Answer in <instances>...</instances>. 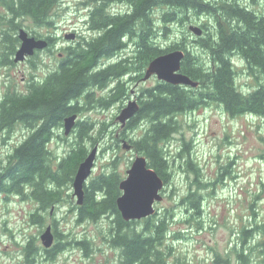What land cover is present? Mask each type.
Here are the masks:
<instances>
[{
    "label": "trees",
    "instance_id": "16d2710c",
    "mask_svg": "<svg viewBox=\"0 0 264 264\" xmlns=\"http://www.w3.org/2000/svg\"><path fill=\"white\" fill-rule=\"evenodd\" d=\"M56 2L0 0L10 14L8 28L3 30L7 53L4 64L12 63L9 57L19 42L18 36L12 35L21 27L16 20L28 18L35 26H50L49 13ZM84 4L88 10L87 28L92 35L63 48L56 67L41 80L31 81L26 91L8 87L0 95V134L9 133L19 125L27 130L23 140L7 155L6 163L0 165V195L14 193L34 199L40 209L59 203L62 187L73 181L79 163L87 155L82 140L90 138L93 130L92 122L77 121L76 142L66 155L57 158L49 143L63 126L64 117L82 110L81 98L87 102L94 100L92 88L103 89L115 82L107 96L95 99L103 107L122 99L126 94L123 78L129 75V80H140L148 62L170 50L185 51L181 71L199 85L190 87L157 81L141 88L140 109L124 126L131 129L139 120L146 121L147 128L141 136L129 139L131 148L147 158L149 166L164 183L169 178L170 162L163 143L177 131L178 114L201 103L213 102L232 116L248 114L264 118V12L253 10L240 0H86ZM156 10H159L158 17L153 14ZM189 11L214 19L215 32H206L193 40L207 53V61L188 50L185 36L165 47L157 40L160 32L157 22L162 23L165 35L172 22L188 20ZM205 23L202 26L207 28ZM130 45L131 54L118 60L114 58ZM232 54H238L250 74L257 78L258 83L252 90L244 92L237 88ZM134 72L137 76L131 75ZM189 168L192 169L190 161ZM119 180L115 171L94 176L84 186L83 203L76 206V221H97L103 215H112L108 238L113 246L120 248L121 264H169L168 254L160 248L169 231L167 216H149L141 229L132 226L135 220L124 221L116 206ZM198 197L193 193L186 196L192 208L198 207ZM31 216L35 220L41 218L37 212ZM75 244L82 246L86 255L92 250L87 237ZM64 245L59 243L54 247L48 253L49 258H55ZM24 247L25 264H33L32 243ZM238 256L247 264L242 252Z\"/></svg>",
    "mask_w": 264,
    "mask_h": 264
},
{
    "label": "rangeland",
    "instance_id": "374dc122",
    "mask_svg": "<svg viewBox=\"0 0 264 264\" xmlns=\"http://www.w3.org/2000/svg\"><path fill=\"white\" fill-rule=\"evenodd\" d=\"M85 1L57 0L49 13L50 26L38 27L28 18H18L16 21L29 34L51 36L54 42L50 47L52 51H43L36 58L10 65L2 62L7 55L3 30L8 28L10 14L0 3V95L8 87L26 91L33 77H45L56 67L63 48L92 35L87 28ZM240 1L253 10L264 12L261 0L255 3ZM153 14L158 17L159 10ZM188 15V20L182 23L172 22L165 35L162 34V23L157 22V29L160 30L157 40L165 47L185 36L188 50L207 61V53L193 42L199 36L188 26L199 25L203 29L202 35L209 31L214 33V19L193 11H189ZM203 23L208 29L202 26ZM73 31L75 39L64 37ZM12 35L17 36L18 29ZM131 53L130 45L114 58L118 60ZM9 58L13 61L14 53ZM231 60L236 70L237 88L244 92L252 90L258 83L257 78L250 74L238 54H232ZM131 75L137 76V72ZM129 78V75L123 78L126 85L124 97L108 107H103L95 99L107 96L115 82L103 89L92 88L93 101L80 99L82 110L77 113L76 123L80 120L93 123L90 138L85 137L82 144L87 153L93 147L97 148L85 186L103 172H117L120 182L139 154L133 148H124L123 143L131 144L129 139L140 137L147 128L146 121L141 119L134 128L124 129L117 115L128 100H139L141 88L150 87L159 80L154 75L145 81ZM176 119L177 131L163 143L170 162L169 178L160 191L162 199L154 204L155 213L152 215L153 218L164 215L168 218L169 231L160 247L168 254V263L244 264L238 256L242 252L247 257V264H264V118L248 114L232 116L221 105L205 102L178 114ZM76 123L68 135H65L62 126L50 141L49 148L57 158L66 155L71 144L76 142L79 129ZM25 134L26 128L20 125L9 133L0 134V165L6 163L7 155ZM189 161L192 169L189 168ZM189 193H193L195 198L199 196L198 207L192 208L187 201ZM77 205L72 182L62 187L59 203L44 209H40L39 202L34 199L14 193L1 194L0 264H24V246L28 242L33 245L30 259H35L37 264H121V250L113 246L108 238L113 216L103 215L97 221L79 223L75 213ZM34 212L41 215L40 220L31 216ZM55 219L58 221V232L67 236L63 241L71 244H66L54 259H46L40 235ZM145 219L135 220L132 226L141 229ZM86 237L91 241L92 248L87 255L83 248L72 242Z\"/></svg>",
    "mask_w": 264,
    "mask_h": 264
},
{
    "label": "water",
    "instance_id": "95a60500",
    "mask_svg": "<svg viewBox=\"0 0 264 264\" xmlns=\"http://www.w3.org/2000/svg\"><path fill=\"white\" fill-rule=\"evenodd\" d=\"M189 30L196 36H201L203 29L197 24H190ZM18 38L20 44L14 54V62L25 60L28 56L34 54L36 50L45 48L48 42L43 38H36L24 28L18 29ZM66 39H74L75 33L64 35ZM185 56L183 49H174L162 53L151 59L141 77L142 81L155 76L159 81L173 85H183L197 87L198 81L191 79L181 71V62ZM140 109L137 100L130 99L127 104L120 110L117 119L121 126H125ZM77 119V114H70L63 119V130L68 135L73 129ZM123 147L131 149V144L124 141ZM97 148L93 147L85 158L79 163L72 181L73 196L76 197L78 205L83 203L84 186L89 177L94 160L96 158ZM127 175L119 182L121 193L116 198V206L124 221L139 220L152 216L155 213L154 204L162 199L160 193L164 186V181L160 175L149 166L147 158L138 154L134 158L130 168L126 171ZM41 243L45 248L53 244V233L51 226L47 225L40 235Z\"/></svg>",
    "mask_w": 264,
    "mask_h": 264
},
{
    "label": "flooded vegetation",
    "instance_id": "af4514ba",
    "mask_svg": "<svg viewBox=\"0 0 264 264\" xmlns=\"http://www.w3.org/2000/svg\"><path fill=\"white\" fill-rule=\"evenodd\" d=\"M74 32V31H73ZM75 33V32H74ZM29 35H31V34H29ZM33 36H35L36 38H43V39H45L47 42H48V44H47V46L45 47V48H43V49H41V50H36L35 52H34V54L33 55H31V56H28L25 60H30L31 58H36V57H38V55L40 54V52H43V51H47V52H50V51H52L51 50V45L53 44V42H54V40L52 39V37L51 36H44V37H41V36H37V34L36 35H33ZM75 38H76V34H75ZM74 38V39H75ZM20 42V41H19ZM20 44V43H19ZM19 46V45H18ZM18 46H17V48H18ZM16 48V49H17ZM16 51V50H15ZM15 51H14V54H15ZM59 55H61V54H59ZM25 60H23V61H25ZM21 62V61H20ZM13 63H15L14 62V60L12 61V63L11 64H13ZM43 77H33L32 78V81H34V82H37V81H39V80H41ZM27 90V89H26ZM19 91V90H18ZM19 92H21V91H19ZM136 100H137V102L139 103V100L136 98ZM77 114V113H76ZM52 213V208H51V211H50V214ZM75 213L77 214V209H75ZM77 216V215H76ZM82 222H84V221H82ZM82 222H80V223H82ZM57 223H58V221L55 219L54 220V223L53 224H48V225H50L51 226V231H52V233H53V244H52V246H50L49 248H44V251H45V254H44V256L46 257V259H50L49 258V256H48V253L49 252H51L52 250H53V248L54 247H56L59 243H63V244H67V243H69V241H67L66 243L63 241L64 240V237L66 236L65 234L63 235L62 233H59L58 232V230H57V228H56V225H57ZM82 239H80V240H73L72 242L73 243H75V242H77V241H81ZM64 245V246H65ZM66 246H68V245H66ZM77 247H80V248H82V246H80V245H77ZM59 253V252H58ZM54 259V258H53ZM36 262H35V259H33V264H35ZM24 264H25V260H24ZM37 264V263H36Z\"/></svg>",
    "mask_w": 264,
    "mask_h": 264
}]
</instances>
